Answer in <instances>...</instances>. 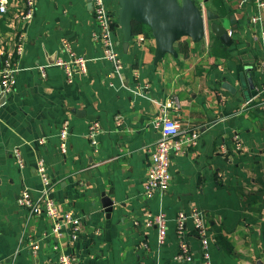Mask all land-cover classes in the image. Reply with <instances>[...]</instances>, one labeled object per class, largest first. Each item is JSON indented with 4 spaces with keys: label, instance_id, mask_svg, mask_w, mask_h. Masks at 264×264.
<instances>
[{
    "label": "crops",
    "instance_id": "0c3cea01",
    "mask_svg": "<svg viewBox=\"0 0 264 264\" xmlns=\"http://www.w3.org/2000/svg\"><path fill=\"white\" fill-rule=\"evenodd\" d=\"M4 1L10 9L22 4ZM193 1L218 17L230 46L210 34L204 18L201 40L181 37L175 55L155 63L151 32L133 22L126 49L116 18V70L93 38L91 0H34L13 92L0 99V264H58L60 253L76 264H203L190 220L184 238L191 259H174L175 217L191 209L205 217L210 264H264V9L256 0ZM105 3L117 16L118 0ZM10 15L0 18L6 22ZM5 28L0 39L11 36ZM63 42L88 60L86 73L74 70L71 81L55 65L68 58ZM173 97L176 111L168 107ZM163 111L179 123L181 149L170 157L169 189L147 198L143 186L160 136L152 121ZM63 122L69 131L65 155L58 139ZM92 123L100 129L95 146L87 138ZM39 160L61 211L80 220L76 240L69 226L56 234V221L31 215L16 201L24 189L32 200L39 197ZM103 196L112 202L110 212ZM147 213L165 215L161 245L155 227L144 224Z\"/></svg>",
    "mask_w": 264,
    "mask_h": 264
},
{
    "label": "built area",
    "instance_id": "2783aa9c",
    "mask_svg": "<svg viewBox=\"0 0 264 264\" xmlns=\"http://www.w3.org/2000/svg\"><path fill=\"white\" fill-rule=\"evenodd\" d=\"M20 2H22V4L19 7L10 9L7 1L0 0V16L4 17L11 14L9 19L4 23L12 32L11 36L2 37L0 39V99L6 98L13 92L15 75L18 72L17 62L24 51L23 30L25 25L32 20L35 14L34 0H21ZM256 2L260 9H264V0H256ZM91 3L93 6L94 21L93 38L103 48L104 57L115 64L117 70L120 68L119 60L117 59L111 41V28L117 16L111 13L105 0H91ZM139 40H143V38L141 37ZM62 47L67 52L68 58L66 60H57L55 65L64 70L67 80L71 81L74 70L81 74H85L88 60L85 57L75 56L66 42L62 43ZM259 70L264 79V52L263 58L259 63ZM168 107L174 111L179 109L177 97H173ZM152 126L159 130L160 136L153 146L150 165L143 186L144 194L147 198L152 197L156 192L164 193L169 189L173 179L170 157L180 152L182 143L178 138L180 135V126L175 117L168 116L166 112L163 111L152 121ZM99 132L100 129L97 123H92L88 128L87 138L90 140L92 146L97 144L96 136ZM68 137L69 131L67 122H63L58 133L59 151L62 155H65L67 152ZM239 147L240 144L236 143V148ZM13 155L19 167H22L23 161L19 149H15ZM36 171L43 185L39 197L37 200H32L28 191L24 189L21 191V194L17 196V203L20 206L26 207L31 215L43 213L56 221L53 227V232L56 234H59L61 225L69 226L72 239L76 240L80 230L79 218L70 211L62 212L60 206L53 199L47 170L42 160L37 162ZM145 216V226L155 227L157 232V243L159 245L163 244L166 235L165 215L162 213L156 215L147 213ZM57 220H60V223L57 222ZM188 220L192 221L202 245V263L210 264V256L207 248L209 241L207 238L205 217L203 213L197 209H191L188 213L180 212L175 217L179 253L175 255L174 259L177 261H190L191 259V254L184 238L185 223ZM31 245L34 250L38 248L36 243H31ZM57 262L58 264H76L74 258L65 253H60L58 255Z\"/></svg>",
    "mask_w": 264,
    "mask_h": 264
},
{
    "label": "water",
    "instance_id": "95a60500",
    "mask_svg": "<svg viewBox=\"0 0 264 264\" xmlns=\"http://www.w3.org/2000/svg\"><path fill=\"white\" fill-rule=\"evenodd\" d=\"M117 16L123 47L126 49L132 37L133 22L149 29L155 41V63L166 54L175 55L173 45L181 37H190L194 42L201 40L205 36L204 18L209 23L211 35L226 46L232 43L227 30L216 22L218 17L209 10L204 12L193 0H118ZM223 86L231 90L227 83H223ZM249 87L253 89V83ZM4 100L5 98H1V102ZM101 203L110 212L111 200L103 196Z\"/></svg>",
    "mask_w": 264,
    "mask_h": 264
},
{
    "label": "trees",
    "instance_id": "16d2710c",
    "mask_svg": "<svg viewBox=\"0 0 264 264\" xmlns=\"http://www.w3.org/2000/svg\"><path fill=\"white\" fill-rule=\"evenodd\" d=\"M4 24H5V23H4L3 20L0 18V28L3 29V30L6 29ZM144 28H145L147 31H149V29H148L147 27H144Z\"/></svg>",
    "mask_w": 264,
    "mask_h": 264
}]
</instances>
